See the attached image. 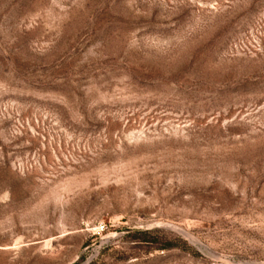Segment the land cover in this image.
Here are the masks:
<instances>
[{"label": "rangeland", "instance_id": "374dc122", "mask_svg": "<svg viewBox=\"0 0 264 264\" xmlns=\"http://www.w3.org/2000/svg\"><path fill=\"white\" fill-rule=\"evenodd\" d=\"M0 264H264V0H0Z\"/></svg>", "mask_w": 264, "mask_h": 264}]
</instances>
